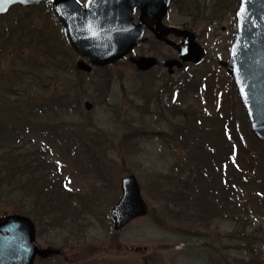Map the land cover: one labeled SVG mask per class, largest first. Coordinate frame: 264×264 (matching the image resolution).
Segmentation results:
<instances>
[{"label":"rangeland","instance_id":"1","mask_svg":"<svg viewBox=\"0 0 264 264\" xmlns=\"http://www.w3.org/2000/svg\"><path fill=\"white\" fill-rule=\"evenodd\" d=\"M216 1L199 0L203 17L194 18L192 27L199 34L198 43L205 54L213 56L211 59L218 57V61L225 62L235 31L234 11L233 6L223 9L216 5ZM228 2L234 5L235 0ZM179 12L176 7L169 10L166 17L169 25L181 26L189 21ZM0 27L12 34L8 41V44L12 42L11 46L0 62L7 74L15 77V62L23 61L35 66L32 74L28 75L31 80H25L19 86V107L41 106L42 112H38L37 117L61 126L59 140H38L60 165L70 188L95 197L88 211L80 213L81 221L76 220L73 224L68 221L65 227H36L37 242L43 248H54L56 255L49 260L36 259L34 264H211L207 257L208 245H212L210 250L215 248L217 263L237 264L234 256L238 253L233 246L241 238L244 246L254 247L253 252L244 250L239 254L244 264H250L252 257L255 264H264L263 204H249L255 216L252 223L241 227L229 212L220 210L221 205L220 209L215 206L216 201L208 208L201 205V202H207L208 185L202 186L200 182L183 189L180 182L181 179L185 180L196 161L197 150L192 146H198L201 152L202 144H209L212 155L218 160L217 166L223 168L227 165L228 170L231 163L236 164L249 174L250 181L255 178L260 186L258 188L264 189V152L257 150L246 131H242L240 138L244 145L237 138L206 142L204 136L211 137L216 127H212L208 133L200 130L189 133L184 145L187 149L183 150L180 137H176L175 123L179 120L183 125L185 121L181 117L168 121L166 118H170V115L167 112L159 113L158 108L154 115L146 112L147 109H154L157 103L168 100L170 106L184 109L187 113L184 116H189L191 111L199 117L202 115L200 112L213 115L218 109L216 117H239L235 119L237 125H232L239 127L241 110L237 108L236 95L222 67L216 66L211 59L189 64L183 71L173 67L176 75L170 77L171 83L168 87L161 86L160 78L165 77L167 72L163 63L167 58L174 57V52L163 44H155L152 36L146 34V40L134 52L136 55L155 57L160 62L148 72L139 73L124 60L109 69H96L90 74L79 73L74 69L77 56L67 47L61 27L47 14V7L31 10L14 8L0 20ZM19 27H22L21 31ZM2 34L0 30V36ZM45 36L50 37L48 44L35 45ZM18 39L29 43H25V47L20 46ZM170 39L178 41L176 38ZM151 40L154 43L148 42ZM189 72L196 75L186 76ZM178 79L183 80L185 89L174 95L171 92ZM3 82L0 80V118L14 119L16 110H12L9 104L13 105L10 101L16 98L13 95L16 91L13 87L11 90L14 92L8 94L9 85ZM186 84L190 87L186 88ZM162 88L163 95L166 94L164 97H161ZM5 94H8L6 98ZM136 95L143 97L142 106L136 100ZM144 100L150 102L147 109H144ZM84 101L92 103L90 111L84 108ZM131 101L139 103L140 108L132 106ZM151 132L156 135H151ZM166 132L174 133L171 143L166 142ZM244 152H248L249 157ZM89 159L92 172H83V164ZM98 169L101 173L99 178L96 174ZM129 174L137 178L149 210L147 215L132 220L120 231H114L110 210L120 197V179ZM163 175L173 176L169 181ZM193 177L196 178L195 175ZM209 185L215 187V184ZM258 188L254 189L255 198L260 194L255 193ZM97 190H102L103 195ZM180 191L183 201L173 200L172 193ZM262 198L260 202H263ZM74 203L80 207L76 197ZM9 207L0 205V217L11 213ZM158 219L164 221V227L159 226ZM214 240H220V243L212 244ZM192 247L198 251L195 257L197 251L190 249Z\"/></svg>","mask_w":264,"mask_h":264},{"label":"water","instance_id":"2","mask_svg":"<svg viewBox=\"0 0 264 264\" xmlns=\"http://www.w3.org/2000/svg\"><path fill=\"white\" fill-rule=\"evenodd\" d=\"M48 0H0V15L12 5L34 6ZM171 0H92L83 7L76 0H53L51 12L63 27L69 47L87 62L79 59L76 67L90 72L94 66L112 64L127 55L142 36L140 26H134L130 17L134 7L151 20L160 21ZM244 7L246 11L241 12ZM237 30L229 50L228 75L244 107L251 130L264 142V0H240L235 14ZM173 30L183 35L177 47L181 61L199 60L201 47L186 30L167 28L159 37ZM169 45L173 43L168 42ZM139 70H148L156 64L152 57H132ZM172 61L166 63L172 65ZM90 110L92 105L85 102ZM121 195L110 210L114 230L118 231L134 218L147 214L148 208L134 175L120 180ZM52 250H42L34 237L33 223L28 217L11 214L0 218V264H31L36 255L47 257Z\"/></svg>","mask_w":264,"mask_h":264},{"label":"trees","instance_id":"3","mask_svg":"<svg viewBox=\"0 0 264 264\" xmlns=\"http://www.w3.org/2000/svg\"><path fill=\"white\" fill-rule=\"evenodd\" d=\"M21 28L22 27H19L20 31ZM0 30L3 31V34L0 36L1 62L7 49L9 50L11 46L12 42L8 44V41L12 38V34H9L4 27H0ZM18 41L20 46L29 43V41L25 42L23 39H18ZM44 43L48 44V41L45 37H42L40 40H37L35 45ZM13 67L15 77L9 76L4 67L0 65V80H3V83L9 85L8 94L14 92L11 90L13 87L16 91L13 93L16 98L10 101L13 105L9 104L12 110L14 108L16 110L15 113L12 112L14 113V119L10 118L9 120H3L0 118V205L10 206L11 213L27 215L41 228L47 227V229H50L51 225L55 228L58 226L65 227L68 226V221L72 224L75 223L76 220L81 221L80 213L82 211H85V213L88 211V207L93 203L95 197L92 194L86 195L88 193L80 194L75 192V190L73 191V189L70 188L69 180L67 177L63 176L60 165L52 158L50 151L38 140V138H43L41 140L57 138L59 140L62 133L61 126H57L52 122L42 121L41 117H37V113L42 112L43 108H41V106L30 105L26 106L25 109L19 107L20 104L18 103V99L21 90L19 86L23 85L22 83H24L25 80H31L28 75L32 74V69L35 68V66L19 61V63H13ZM38 69L41 70V68ZM17 73H19L18 76ZM8 94H5V98ZM185 120L187 122L186 125L179 127L180 129L178 128V135L182 140L180 145L182 147L187 144L185 138L189 133L193 134L194 131L197 132L199 130L208 133L211 127L210 125L197 124V121L203 123V117L196 115V112H193L192 115L185 116ZM222 136L223 133L220 132L216 136L211 134L209 138L204 136V139H206V142H220L222 141ZM218 138L219 140L216 141ZM203 145L204 144L201 146L203 150L201 152L200 148H197L198 146H192L197 150L196 161L192 168H190V173L187 174L185 180L180 178L183 189H187L191 186L194 187L196 183L199 184L200 182L202 186H204L203 184L208 185V191H206L207 202H201L202 206L208 208L216 201L215 206L220 209L221 205L222 209L220 210L222 212H229L232 219H235L241 224V227L244 226V224L248 225V223H252V218L255 216V213L254 210L250 209L249 204L259 202L264 205V189H259L260 186L255 178H253L254 181H250L248 178L249 174L242 168L239 169L236 164L231 163L229 165L230 168H227L228 170H226V167L222 168L221 166H217L216 162L218 160H216L215 155H212L210 145ZM213 147L215 148V145ZM192 151L193 150H191V152ZM77 163L80 165L83 164L78 161ZM83 165L85 166L83 172L85 170H91L92 172L90 159ZM94 172H96V170H94ZM96 174L97 178L101 176L100 169H98ZM193 175H195L196 178H194ZM169 177L170 175H163L164 179H169ZM246 178H248L249 181H247ZM209 184H215V187H213V185L210 187ZM255 188H258L255 193L260 192L259 195H255L256 198L253 195ZM98 191L103 195L102 190H97V192ZM169 193L171 194V192ZM172 194L173 200L179 202L183 201V194L181 191ZM75 197L79 200L80 207H77L78 205L74 203ZM260 197H263V202H260ZM244 198L247 199V201L244 200ZM158 220H160L159 226L164 227V221L162 219ZM215 243H220V240H214V242H212V244ZM236 243L237 244L233 246V249L238 253L236 256H240L239 254L244 250L248 252L254 251V247L243 245L244 241L242 238L238 241L236 240ZM208 246L209 250L207 257L210 263L220 264L217 263L216 260L215 248L210 250L212 245ZM190 249L197 251L194 247ZM236 256H234V261L237 264H244L242 256ZM249 263L255 264L253 257L250 259Z\"/></svg>","mask_w":264,"mask_h":264},{"label":"flooded vegetation","instance_id":"4","mask_svg":"<svg viewBox=\"0 0 264 264\" xmlns=\"http://www.w3.org/2000/svg\"><path fill=\"white\" fill-rule=\"evenodd\" d=\"M81 2L85 3L86 0H82ZM190 4L191 3H185L184 0H179V1H176L174 3H171V5L169 6L167 14L165 16H163L162 18H160L159 22L157 20H151L147 16L143 15L141 12V9L139 7H134L131 11V18H132L134 25L141 26L145 35L147 34V35L152 36V40L155 42V44H157V45L163 44V45L167 46L168 48H170L174 52V57H170V58H167V60H165V61H168V60L172 59L173 65H176L175 63H176V60L178 59L175 46L174 45L173 46L166 45V43L163 41V39L170 40L176 44V43H181L183 35H180L177 32H174L173 30L166 32V34H164L162 37H159L157 35V33L161 32V31H166L167 27H174V28H177L178 30H187L188 32L193 33V38L198 43L199 34L197 35V33H196L197 31L192 27L193 24L195 23L193 21V19L196 18L197 16H199V19H200L203 16L201 14L196 13V12L194 13V11L191 10V8L189 7ZM172 7H176L177 12L180 11L179 13L181 14V16L188 18L189 21L183 23V25H181V26L169 25L167 23L166 17L169 13V10H171ZM222 30H224L223 27H222ZM170 38H176L178 41L177 42L173 41ZM145 40H146V37L143 41H145ZM152 40L148 41V42L151 43V42H153ZM135 49L132 51L133 54H135V52H134ZM212 57L213 56H207L206 55L205 59H202V60L203 61L208 60V59L210 60ZM193 63H195V62L192 61L189 64H193ZM189 64L188 63L184 64V65L182 64L183 66L181 65V68L179 69V71H183L184 67L187 65L189 66ZM167 74H169V72ZM175 75H176V73L172 72V76H175ZM256 141H257L258 147L264 152V142L262 140H256ZM36 259H40V258L36 257L35 260ZM41 260H44V259H41Z\"/></svg>","mask_w":264,"mask_h":264},{"label":"snow or ice","instance_id":"5","mask_svg":"<svg viewBox=\"0 0 264 264\" xmlns=\"http://www.w3.org/2000/svg\"><path fill=\"white\" fill-rule=\"evenodd\" d=\"M77 2H79V0H77ZM91 2H92V0H88L89 5L91 4ZM244 11H246V9L244 7H242L241 12H244Z\"/></svg>","mask_w":264,"mask_h":264}]
</instances>
